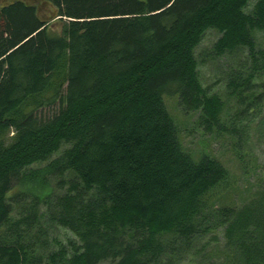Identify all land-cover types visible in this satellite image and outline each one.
Segmentation results:
<instances>
[{
  "label": "trees",
  "instance_id": "trees-1",
  "mask_svg": "<svg viewBox=\"0 0 264 264\" xmlns=\"http://www.w3.org/2000/svg\"><path fill=\"white\" fill-rule=\"evenodd\" d=\"M249 2L43 0L47 19L0 7V264H199L210 245L224 264H264V184L210 206L227 171L182 151L163 103L176 95L206 131L247 130L221 121L195 49L212 29L213 59L245 51L226 89L245 111L264 101V0ZM58 227L73 238L53 247Z\"/></svg>",
  "mask_w": 264,
  "mask_h": 264
},
{
  "label": "rangeland",
  "instance_id": "rangeland-1",
  "mask_svg": "<svg viewBox=\"0 0 264 264\" xmlns=\"http://www.w3.org/2000/svg\"><path fill=\"white\" fill-rule=\"evenodd\" d=\"M12 1L14 0H0V7ZM22 1L36 5L40 17L47 19L49 16L48 7L43 0ZM256 1L250 0L244 11L249 13ZM56 24L57 22L52 21L50 26L57 29ZM253 36L257 50L264 53V30L253 32ZM219 37L220 34L217 31L207 30L195 49L200 83L209 93L219 96L224 102L225 109L221 115V121L230 126L231 118L239 114L242 121H238L237 125H243L247 130L242 132L238 130L236 132L238 134L206 131L199 125L197 113H182L176 95L164 96L163 103L176 127L177 139L182 151L193 161H198L203 156L213 158L227 171L226 181L206 197L208 204L213 208L239 207L248 202L264 184V101L258 102L253 109H250V106L245 111L244 107L238 106L234 98L229 96L226 89L227 73L231 70H239L246 75L247 69L243 65L248 58L245 51H240L238 54L213 59L210 50ZM263 80L264 74L260 72L256 81L260 83ZM255 92L258 95L257 89ZM240 111H244L243 115ZM217 234L220 238L221 234L218 232ZM72 238L73 236L61 227L53 229L50 233L53 247H55L54 241L65 242ZM217 249L214 245L209 246V254L202 260L203 264H224L223 257H220L223 255ZM202 261H199V264H202Z\"/></svg>",
  "mask_w": 264,
  "mask_h": 264
}]
</instances>
